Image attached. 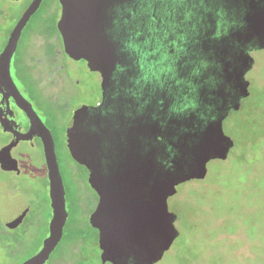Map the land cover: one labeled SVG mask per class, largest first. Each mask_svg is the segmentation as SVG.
<instances>
[{
	"label": "flooded vegetation",
	"instance_id": "af4514ba",
	"mask_svg": "<svg viewBox=\"0 0 264 264\" xmlns=\"http://www.w3.org/2000/svg\"><path fill=\"white\" fill-rule=\"evenodd\" d=\"M32 1L15 20L0 52ZM65 6L60 0H42L10 60L17 90L49 130L64 189L62 237L49 259L65 240L67 192L72 188L87 197L81 213L95 231L99 256L106 228L118 264L126 258L132 264H156L162 256L154 260L149 252L165 237L164 217L175 216L168 199L185 182L205 175L207 163L227 151L217 135L250 94L246 75L255 65L253 53L264 47V0H85ZM129 39L149 53L144 69L139 54L125 46ZM157 41L160 47L153 51ZM198 47L205 56L201 60L212 67L213 79L208 90L196 93L190 49ZM162 54L166 58L161 61ZM149 63L158 79L151 72L148 80L141 79ZM71 66H76L77 75H85L83 83ZM190 101L195 107H184ZM11 104L18 123L8 125L7 131L0 126V149L17 139L10 149L15 163L10 170L0 166V171L13 179L0 183V189L3 210L22 208L18 222H8L10 228L0 222V236L12 241L14 227L35 222L28 218L34 193L24 197L6 187L20 190L15 177L25 172L24 153L39 150L50 214L44 240L53 217L44 132L32 128L27 116ZM18 148L23 151L15 152ZM43 240L25 259L40 250ZM69 241L85 239L75 234ZM70 250L74 257L64 262L82 264L81 249Z\"/></svg>",
	"mask_w": 264,
	"mask_h": 264
},
{
	"label": "rangeland",
	"instance_id": "374dc122",
	"mask_svg": "<svg viewBox=\"0 0 264 264\" xmlns=\"http://www.w3.org/2000/svg\"><path fill=\"white\" fill-rule=\"evenodd\" d=\"M29 2L0 0V50L5 36ZM190 50L194 57V92L208 90L213 79L212 67L201 60L205 56L200 47ZM253 57L254 68L246 75L251 81L250 94L240 110L232 112L223 123V132L233 145L226 155L223 153L207 163L205 175L185 182L168 199L169 208L175 212L177 235L156 264H264V47L254 52ZM70 70L83 83L85 75H77L76 66ZM12 76L18 83L14 67ZM3 140L0 133V143ZM24 162V174L15 177L20 190L6 189L24 197L34 193L30 196L33 207L28 218H34L35 222L14 227L12 241L0 236V264H20L39 248L47 234L50 214L41 151L24 153ZM12 179L10 173L0 171V183H10ZM3 194L0 189V222L7 229L8 222H18L16 216L22 207L3 210L6 207ZM86 199L83 194L68 189L70 217L64 229L65 240L45 264H59L74 257L72 247L81 249L82 264H101L95 231L88 227L81 213V204ZM75 234L85 241L70 242Z\"/></svg>",
	"mask_w": 264,
	"mask_h": 264
},
{
	"label": "water",
	"instance_id": "95a60500",
	"mask_svg": "<svg viewBox=\"0 0 264 264\" xmlns=\"http://www.w3.org/2000/svg\"><path fill=\"white\" fill-rule=\"evenodd\" d=\"M41 1L42 0H33L30 3V5L16 22L13 30L8 35L7 43L0 52V126L4 131H7L9 129L8 125L11 123H18L13 114V108L11 104L12 100L15 104V107L27 116L32 128L39 127L43 129L44 155L46 159L49 180V197L51 201V207L53 209V217L49 222V234L43 240L40 250L31 257L22 261L20 264H44L49 259L51 253L62 237L63 226L66 217L64 189L56 162L54 144L51 135L49 130L43 125L35 111L32 109L30 103L19 93L10 74V60L16 49L17 40L22 29L26 25L31 15L37 10ZM60 1L64 5V9H67L65 6L67 5V2H69V4H77L85 0ZM21 137L24 136L22 135ZM217 139L218 143H221L226 147L227 151L222 152V155H224L223 153L226 155L228 150L233 145L232 140L229 138V136L224 134L222 129H220ZM16 141L17 139L13 140L10 144L0 149V166L4 170L12 169V165L15 163V160L10 156V149L15 145ZM174 221V214L167 213L163 220V233L165 237L162 241H160V243L150 250V258L158 260L162 254L170 248L177 235V229L174 225ZM99 247L101 249V264H118L112 251L113 244L110 240V233L106 228L102 230L99 240ZM123 264L132 263L128 258H126Z\"/></svg>",
	"mask_w": 264,
	"mask_h": 264
},
{
	"label": "clouds",
	"instance_id": "9594fccd",
	"mask_svg": "<svg viewBox=\"0 0 264 264\" xmlns=\"http://www.w3.org/2000/svg\"><path fill=\"white\" fill-rule=\"evenodd\" d=\"M136 35H139V33H136ZM144 44H147L148 41L147 39L143 42ZM125 46L129 49H131L132 51L136 52L139 54L140 56V66H141V69H144L145 65H144V57L147 56L149 53L147 51H143L141 49V46L140 44L134 42L132 39H129L128 41L125 42ZM160 47V44H159V41H157V47L156 49H153V51H156L158 50ZM166 58V55L165 54H162L161 55V61L164 60ZM164 70H170V69H161V71H164ZM149 72H151V74L153 76H156L157 79H158V74L156 72H152V65L151 63L148 64L147 66V71L144 72V74L142 75L141 79H144V80H148L149 79ZM189 106H192V107H195V104L194 102H189V104H186L184 105V107H189ZM173 111H175L176 109L173 108L172 109Z\"/></svg>",
	"mask_w": 264,
	"mask_h": 264
}]
</instances>
